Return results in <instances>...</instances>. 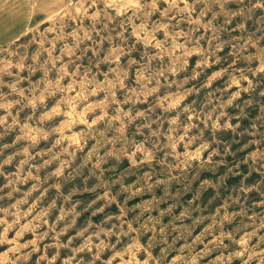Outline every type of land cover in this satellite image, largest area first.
I'll list each match as a JSON object with an SVG mask.
<instances>
[{
    "label": "rangeland",
    "instance_id": "1",
    "mask_svg": "<svg viewBox=\"0 0 264 264\" xmlns=\"http://www.w3.org/2000/svg\"><path fill=\"white\" fill-rule=\"evenodd\" d=\"M61 2L0 22V264H264V0Z\"/></svg>",
    "mask_w": 264,
    "mask_h": 264
},
{
    "label": "crops",
    "instance_id": "2",
    "mask_svg": "<svg viewBox=\"0 0 264 264\" xmlns=\"http://www.w3.org/2000/svg\"><path fill=\"white\" fill-rule=\"evenodd\" d=\"M62 0H14L6 11L0 13V22L4 24V35L7 39L16 38L33 23L37 16H47L49 12L57 11ZM7 27V28H6ZM4 38V37H3Z\"/></svg>",
    "mask_w": 264,
    "mask_h": 264
}]
</instances>
